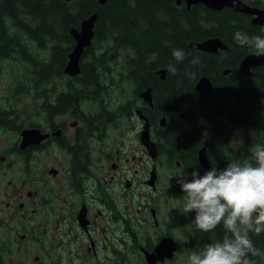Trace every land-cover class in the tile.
Returning <instances> with one entry per match:
<instances>
[{"label":"flooded vegetation","instance_id":"1","mask_svg":"<svg viewBox=\"0 0 264 264\" xmlns=\"http://www.w3.org/2000/svg\"><path fill=\"white\" fill-rule=\"evenodd\" d=\"M240 3L264 13V0ZM170 7L182 17L200 11L198 21L213 28L237 21L248 34L258 29L255 35H264V15L257 23L254 13L187 6L186 0H172ZM20 16L26 15H19V21L33 24ZM14 22L8 21L12 54L3 60L22 59L23 52L31 57L22 59L27 73L20 85V94L30 97L20 112L0 104V264H102V248L109 251L107 264H185L191 252L221 238L220 225L209 233L195 230L194 212L182 213L177 178H170L168 186V176L204 172L198 153L206 150L201 115L210 92L205 99L195 92L201 77L209 79L211 89L214 82L242 80L246 93L256 96L262 111L258 118L264 119V57L244 74L240 62L255 55L248 50L234 65L199 77L179 104H163L156 91H165L159 83H166L168 68L103 65L106 41L97 42L94 34L81 55L79 73L70 75L66 65L76 44L70 28L65 35L32 39L17 33ZM211 38L225 49L206 54L222 61L234 57L228 43ZM59 51L64 57L59 58ZM159 70H165L163 76ZM144 91L151 103L141 98ZM145 126L157 153L154 159L140 142ZM239 132V144L248 139L247 127L232 128L227 144ZM221 151V159H230L241 147ZM206 156L210 169L207 150ZM250 238L263 242L264 233H250Z\"/></svg>","mask_w":264,"mask_h":264},{"label":"trees","instance_id":"2","mask_svg":"<svg viewBox=\"0 0 264 264\" xmlns=\"http://www.w3.org/2000/svg\"><path fill=\"white\" fill-rule=\"evenodd\" d=\"M171 4L172 0H106L103 6L97 0H72L69 3L65 0H0V59L12 54L13 41L8 36L9 20H15L13 27L17 33L35 39L55 33L65 35L69 28H78L83 19L96 14V41L103 39L107 43L106 62L103 65L111 64V57L114 61L117 54L125 53L127 58L122 65L146 67L148 71L168 68L166 83H159L161 88L165 87V91H156V94L163 104H179L183 94L191 92L192 83L199 77L211 76L220 68L234 65L251 49L237 45L234 40L237 30L248 34L245 24L225 21L218 28H213L211 24L198 21L200 11L193 9L182 17V13L170 7ZM21 14L32 17L33 24L19 21ZM258 31L254 29L253 32L256 34ZM210 37H220L228 43L234 50V57L222 61L215 55L189 49L190 43H199ZM174 48L184 50L183 62L178 63L172 56ZM152 53H156L154 61L150 60ZM27 54L23 52L22 59L31 61ZM58 55L59 58L64 57L60 51ZM194 57L199 58V63L195 65L190 63ZM172 66L176 68L174 74L170 71ZM188 72H194L195 77L189 79L186 75ZM139 74L142 75V72L139 71ZM184 82L186 84L181 86ZM255 99L254 92L250 95L246 93L242 80L214 82L207 97V107L201 115V131H205L203 140L206 141L212 166L222 169L233 159L243 160L249 156V149L253 145L264 143V119L258 118L262 111ZM223 116L228 120H222ZM216 117L220 118L218 123L214 121ZM239 127L249 130L248 139L241 145V152L230 159H221V149L230 139V130ZM200 138L196 141H200ZM254 243L264 248V241L255 240Z\"/></svg>","mask_w":264,"mask_h":264},{"label":"clouds","instance_id":"3","mask_svg":"<svg viewBox=\"0 0 264 264\" xmlns=\"http://www.w3.org/2000/svg\"><path fill=\"white\" fill-rule=\"evenodd\" d=\"M241 0H230L225 11H232ZM264 31V29H262ZM237 45L253 49L264 57V35H250L237 30ZM172 56L179 63L185 59L183 49L174 48ZM156 59L152 53L150 60ZM191 64L199 63L194 57ZM170 71L174 74L176 68ZM189 79L194 72L186 73ZM176 177L182 195V213L194 212L191 223L200 233H209L218 225L224 229L221 238L204 246L202 251L191 252L185 264H264V248L257 247L250 233H264V143H256L243 160L233 159L224 168L215 166L201 175L198 169L190 174L185 170L169 173ZM187 240V238H185Z\"/></svg>","mask_w":264,"mask_h":264},{"label":"water","instance_id":"4","mask_svg":"<svg viewBox=\"0 0 264 264\" xmlns=\"http://www.w3.org/2000/svg\"><path fill=\"white\" fill-rule=\"evenodd\" d=\"M99 5L103 6L106 3V0H97ZM178 1V0H176ZM187 6L194 4H202L210 9H219L225 10L226 7L229 6L230 0H186ZM234 12H245V13H254L257 14L256 22L259 23V18L264 15L263 12H257L249 9L247 6L239 3L234 10ZM96 14H92L87 18L83 19L79 23L78 28H70L69 33L73 37L76 42L74 49L68 55V62L66 65V73L70 75H76L79 73V61L84 49L88 48L91 44L92 39L94 38V26L96 22ZM190 48L195 47L196 50L204 53H214L218 49H225V45L220 42L217 38H211L204 40L199 43H190ZM262 57H258L256 55H248L246 56L239 64L240 70L242 73H248V69L254 67L258 64H261ZM165 70H159L157 73L163 76ZM196 93H198L203 99L206 98L207 94L211 90V84L208 78L201 77L197 84L194 87ZM148 103H151V99L149 97V91H144L141 95ZM32 132H28V135H32ZM140 142L146 148L150 157L154 159L157 156L156 150L154 148L153 143L150 141L147 128L145 126L144 130L140 134ZM198 162L203 169V171L209 170V163L206 156L205 147H203L198 153Z\"/></svg>","mask_w":264,"mask_h":264},{"label":"rangeland","instance_id":"5","mask_svg":"<svg viewBox=\"0 0 264 264\" xmlns=\"http://www.w3.org/2000/svg\"><path fill=\"white\" fill-rule=\"evenodd\" d=\"M20 19L25 22H32V20L26 16H20ZM116 58L117 56L114 59ZM126 58V54H123L110 65H121L122 61ZM26 66V62L19 58L6 60L0 59V104L3 107L20 112L23 103L29 99V94H20V85H25L24 76L27 73L25 71ZM237 136L239 138L236 139L234 143L231 142L226 145V152L233 153L239 149V146L241 147V144L239 143L243 139V132L237 133ZM163 176L162 172V178ZM108 257H110L109 251L107 250L103 252L102 248V264H107L106 261L109 260Z\"/></svg>","mask_w":264,"mask_h":264}]
</instances>
